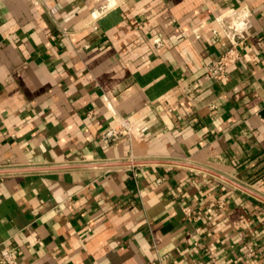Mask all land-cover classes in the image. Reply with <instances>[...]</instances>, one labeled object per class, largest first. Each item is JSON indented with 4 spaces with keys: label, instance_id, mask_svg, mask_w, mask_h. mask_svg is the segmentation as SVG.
Returning <instances> with one entry per match:
<instances>
[{
    "label": "crops",
    "instance_id": "1",
    "mask_svg": "<svg viewBox=\"0 0 264 264\" xmlns=\"http://www.w3.org/2000/svg\"><path fill=\"white\" fill-rule=\"evenodd\" d=\"M104 2L0 0V170H24L0 174V246L17 264H264V201L170 163L264 198V0ZM241 8L216 82L211 39ZM120 116L145 130L102 140Z\"/></svg>",
    "mask_w": 264,
    "mask_h": 264
},
{
    "label": "built area",
    "instance_id": "2",
    "mask_svg": "<svg viewBox=\"0 0 264 264\" xmlns=\"http://www.w3.org/2000/svg\"><path fill=\"white\" fill-rule=\"evenodd\" d=\"M126 1L128 0H105V2L97 8V16L106 14L111 8H115ZM249 17V11L246 8H241L223 15L219 19V28L224 42L213 38L211 39V43L213 45H225V41H227L228 48L207 66V71L214 81L220 82L225 79L228 70L240 61L241 55L239 48H241L246 41L245 33L250 27ZM71 34L72 32L68 28L59 25L58 35L62 39L68 40ZM153 44L155 49L162 46L161 41L157 39L153 40ZM262 126L264 129V119L262 120ZM144 130L145 128L142 126L133 128L126 117L120 116L114 126L103 134L102 140L115 142L122 138L130 139L134 132H142ZM219 206L222 207V203H219ZM189 212V209H184L185 216L188 217ZM245 248L251 253L250 248ZM0 264H17L11 249L6 246H0Z\"/></svg>",
    "mask_w": 264,
    "mask_h": 264
},
{
    "label": "water",
    "instance_id": "3",
    "mask_svg": "<svg viewBox=\"0 0 264 264\" xmlns=\"http://www.w3.org/2000/svg\"><path fill=\"white\" fill-rule=\"evenodd\" d=\"M149 163H157V161H133V162H127V163H119L121 165H133V166H136V165H142V164H149ZM171 164H175V165H179V166H184V167H187V168H190V169H195L197 171H201V172H204V173H207V174H210V175H213L223 181H225L226 183L234 186L235 188L245 192V193H248L258 199H260L261 201H264V198L260 197L259 195L255 194L254 192L250 191L249 189L245 188L244 186L222 176V175H219L218 173H215L209 169H205V168H202V167H199V166H195V165H191V164H185V163H178V162H170ZM118 164V163H116ZM115 163H110V164H107L106 166H111V165H116ZM23 169H7V170H0V174H4V173H15V172H18V171H21ZM28 170V169H27ZM24 171V170H23Z\"/></svg>",
    "mask_w": 264,
    "mask_h": 264
}]
</instances>
